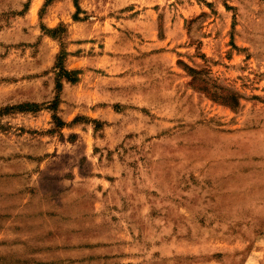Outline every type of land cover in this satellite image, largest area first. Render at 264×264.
Instances as JSON below:
<instances>
[{
  "label": "rangeland",
  "instance_id": "rangeland-1",
  "mask_svg": "<svg viewBox=\"0 0 264 264\" xmlns=\"http://www.w3.org/2000/svg\"><path fill=\"white\" fill-rule=\"evenodd\" d=\"M46 1L0 0V264H264V0Z\"/></svg>",
  "mask_w": 264,
  "mask_h": 264
},
{
  "label": "trees",
  "instance_id": "trees-1",
  "mask_svg": "<svg viewBox=\"0 0 264 264\" xmlns=\"http://www.w3.org/2000/svg\"><path fill=\"white\" fill-rule=\"evenodd\" d=\"M49 1H51V0H47L46 1V3L48 2L49 3ZM45 3V4H46ZM76 6H77V3H76ZM51 31V30H50ZM77 71H72V70H68V69H66L64 66H59V71H58V73L60 74V75H62V76H64L65 78H66V80H68L69 82H72V83H74V82H76L77 81V73H76ZM75 74V75H74ZM60 87H61V83L60 82H58L57 83V88L58 89H60ZM29 104H23V105H20V107L21 108H23V109H25V110H31L30 108H29ZM27 108V109H26ZM58 118V117H57Z\"/></svg>",
  "mask_w": 264,
  "mask_h": 264
},
{
  "label": "crops",
  "instance_id": "crops-1",
  "mask_svg": "<svg viewBox=\"0 0 264 264\" xmlns=\"http://www.w3.org/2000/svg\"><path fill=\"white\" fill-rule=\"evenodd\" d=\"M73 66L75 67L76 65L73 64ZM77 66H78V65H77ZM118 260H120V261H119L120 263H118V264H136V263H137L136 259L132 258V255H131V258L127 259V260H129L128 263H123L124 261H123V259H121V258L118 259ZM125 260H126V259H125Z\"/></svg>",
  "mask_w": 264,
  "mask_h": 264
}]
</instances>
